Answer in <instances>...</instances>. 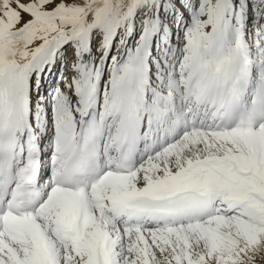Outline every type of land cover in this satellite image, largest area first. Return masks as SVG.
I'll list each match as a JSON object with an SVG mask.
<instances>
[{
    "label": "snow or ice",
    "instance_id": "6c2138e0",
    "mask_svg": "<svg viewBox=\"0 0 264 264\" xmlns=\"http://www.w3.org/2000/svg\"><path fill=\"white\" fill-rule=\"evenodd\" d=\"M0 264H264V0H0Z\"/></svg>",
    "mask_w": 264,
    "mask_h": 264
}]
</instances>
